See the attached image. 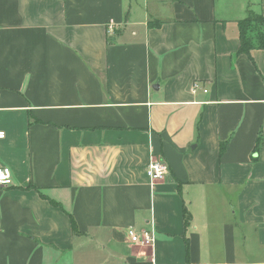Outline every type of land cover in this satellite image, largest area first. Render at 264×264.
<instances>
[{
    "label": "crops",
    "instance_id": "obj_1",
    "mask_svg": "<svg viewBox=\"0 0 264 264\" xmlns=\"http://www.w3.org/2000/svg\"><path fill=\"white\" fill-rule=\"evenodd\" d=\"M250 11L264 0H0V264H264Z\"/></svg>",
    "mask_w": 264,
    "mask_h": 264
},
{
    "label": "built area",
    "instance_id": "obj_2",
    "mask_svg": "<svg viewBox=\"0 0 264 264\" xmlns=\"http://www.w3.org/2000/svg\"><path fill=\"white\" fill-rule=\"evenodd\" d=\"M197 86H194V90ZM207 93V92H205ZM6 133L0 132V140L5 139ZM146 174L151 182L162 181L169 175L168 166L153 157L150 159ZM14 186V179L12 178V171L8 167H0V188H10ZM132 243L135 245L152 246L155 242L153 234L144 232L143 234H136L130 231Z\"/></svg>",
    "mask_w": 264,
    "mask_h": 264
},
{
    "label": "trees",
    "instance_id": "obj_3",
    "mask_svg": "<svg viewBox=\"0 0 264 264\" xmlns=\"http://www.w3.org/2000/svg\"><path fill=\"white\" fill-rule=\"evenodd\" d=\"M249 14L250 12H248V18L240 21L239 23L240 48L238 52L246 55H250L252 50L264 51V19L256 14ZM225 146L226 145H223L221 152L224 151ZM49 201L52 205L59 207L58 204L52 202L50 199ZM185 217L186 224L189 225L190 217ZM71 221L73 232L77 234L76 223L73 218H71Z\"/></svg>",
    "mask_w": 264,
    "mask_h": 264
},
{
    "label": "rangeland",
    "instance_id": "obj_4",
    "mask_svg": "<svg viewBox=\"0 0 264 264\" xmlns=\"http://www.w3.org/2000/svg\"><path fill=\"white\" fill-rule=\"evenodd\" d=\"M250 14H255V13H254L253 11H250ZM250 14H249V15H250ZM246 18H248V16H246ZM246 18H245V19H246ZM249 18H250V16H249Z\"/></svg>",
    "mask_w": 264,
    "mask_h": 264
}]
</instances>
